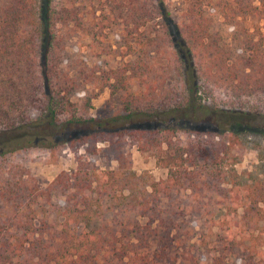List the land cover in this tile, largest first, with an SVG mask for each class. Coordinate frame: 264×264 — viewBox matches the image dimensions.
Segmentation results:
<instances>
[{
    "label": "trees",
    "instance_id": "trees-1",
    "mask_svg": "<svg viewBox=\"0 0 264 264\" xmlns=\"http://www.w3.org/2000/svg\"><path fill=\"white\" fill-rule=\"evenodd\" d=\"M179 1L173 23L168 0H0V134H15L0 142V157L51 150L34 130L83 123L86 103L72 98L84 87L118 93L132 119L187 113L217 91L264 118V43L241 26L264 21V0ZM104 30L126 48L120 68L89 66L80 53L85 41L102 48ZM182 132L183 140L172 127L86 133L64 143L75 168L45 187L0 185V264H264V170L226 168L245 130ZM126 146L153 154L165 178L136 174ZM98 155L116 168L95 166ZM184 192L196 203L188 215L211 222L201 249L188 243L185 209L171 205Z\"/></svg>",
    "mask_w": 264,
    "mask_h": 264
},
{
    "label": "rangeland",
    "instance_id": "rangeland-1",
    "mask_svg": "<svg viewBox=\"0 0 264 264\" xmlns=\"http://www.w3.org/2000/svg\"><path fill=\"white\" fill-rule=\"evenodd\" d=\"M181 7L182 3L179 0H168L167 9L173 23L180 22ZM241 26L247 30L249 33L247 34L254 41L264 43L263 20L247 19L241 23ZM116 33L117 31L104 30L103 36L107 35L109 40L102 41V48H89L88 41L84 42L80 53L87 58L89 66L97 64L103 66V69L107 71L122 67L123 63L130 59L129 56H124L126 48L121 45ZM225 34L227 39L232 37L229 30ZM230 43L232 48L237 45L233 41ZM109 45L113 52L107 51ZM72 100L78 105L86 103L85 113L82 115L85 121L66 128L42 127L34 130L32 139L37 142H51L54 147L51 150L16 149L10 155L0 157V185L6 182L24 181V184L35 183L38 187H45L58 172L71 171L75 168L74 152L64 144L65 141L94 131H112L120 128L172 127L180 140L184 139L183 130L212 131L216 134L221 133L224 129L234 132L245 130V134L236 136V142L232 143L226 168L232 169L236 174L264 170V144H257L261 137L258 133L264 132V118L257 114H249L248 110H242V104H233V98L221 94L220 91L216 92L212 101H206L201 108L187 113L158 114L149 119H132L125 116L119 94L110 93L107 88L98 90L97 88L84 87L82 93L73 97ZM12 135L15 134L1 133L0 142H4ZM22 138L25 137L18 139ZM103 146V143H97L96 147L98 149ZM125 151L130 156L131 169L136 174H147L153 180L165 178L166 170L155 166L153 154L141 153L134 146H126ZM79 154H83L82 147L77 149V155ZM94 165L102 170L116 168L115 161L104 159L100 155ZM171 205L176 211L184 208L186 217L191 218L192 231L189 229L188 235H191V238L188 243L199 249L203 248L204 244L209 245L208 243L212 241L208 232L212 228L211 222L203 217L198 218L197 215L200 212H192V215H188L189 210L194 211L193 206H196V203L187 198V192L177 196L174 202L171 201ZM199 207L203 210L201 206ZM50 220H55L53 214H51ZM56 221L59 222L61 219L56 218ZM186 230L188 231L187 228L182 229V233ZM230 264H238V262L233 261Z\"/></svg>",
    "mask_w": 264,
    "mask_h": 264
}]
</instances>
